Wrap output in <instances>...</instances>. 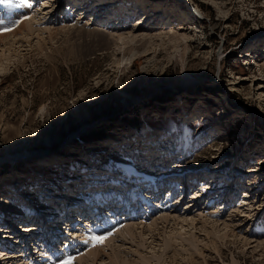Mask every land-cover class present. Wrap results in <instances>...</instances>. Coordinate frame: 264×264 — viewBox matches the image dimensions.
<instances>
[{
  "label": "rangeland",
  "instance_id": "374dc122",
  "mask_svg": "<svg viewBox=\"0 0 264 264\" xmlns=\"http://www.w3.org/2000/svg\"><path fill=\"white\" fill-rule=\"evenodd\" d=\"M38 1L28 41L0 56V264H264V0ZM81 189L88 217L115 208L66 219L78 206L61 196ZM51 212L56 244L46 221L44 242L35 225L8 245Z\"/></svg>",
  "mask_w": 264,
  "mask_h": 264
},
{
  "label": "bare ground",
  "instance_id": "6f19581e",
  "mask_svg": "<svg viewBox=\"0 0 264 264\" xmlns=\"http://www.w3.org/2000/svg\"><path fill=\"white\" fill-rule=\"evenodd\" d=\"M47 3H49V2H46V3H43V4H40V2L38 1L37 2V0H3V2H2V6H0L1 8V10H0V33H2V34H0V56L5 52V51H7L8 52V50L11 48V47H15L14 45H16V44H18V43H21L22 41H24V42H26L25 40L27 39V41H28V37L30 36V34H32V32L34 31V29H32L33 28V26H34V22H36V20H37V14L39 15L42 11H43V9H42V6L44 5V4H47ZM189 5H191L190 3H188ZM47 5H49V4H47ZM193 5V4H192ZM51 6H53V5H51ZM44 7H46V6H44ZM49 7V6H48ZM50 8V7H49ZM74 11H76V10H74ZM44 14H46L45 12H44ZM68 14H69V16H67V17H70V15H72V12H68ZM198 15V14H197ZM26 17H30V18H26ZM80 18L78 17L77 18V20H79ZM73 20H74V18H73ZM97 20V19H96ZM13 21H15V23L14 24H16V23H18L17 25H16V27H13L12 25H14V24H12L11 25V22H13ZM135 22H137V24H138V26H139V24H140V22L138 23V21L136 20ZM134 22V23H135ZM76 24H78V23H76ZM116 24V23H115ZM86 25L87 24H85L83 27V29H82V32H83V34H86V36L89 38V37H92L90 34H92L91 33V31H89V30H87L85 27H86ZM118 25V24H117ZM12 26V27H11ZM15 26V25H14ZM116 26V25H115ZM6 28H11L12 29V31H8V32H4L3 30L4 29H6ZM74 27H69V28H67V31H70L71 29H73ZM104 29H107V28H104ZM115 29V28H114ZM65 30V29H64ZM36 31V30H35ZM40 31V30H39ZM100 31V32H99ZM98 32H94L93 34H95L93 37L95 38L96 36V38H99V36H100V34H101V36L103 35V42L105 43V45L107 44V45H109V42L110 41H108L109 40V38H108V36H107V34H106V32H104L103 30H99ZM37 32L38 31H36V37H38V35L40 34H37ZM56 34V33H55ZM99 34V35H98ZM111 35H113V34H111ZM150 36H153V35H149V37H142V36H140V37H142V38H139L138 40H136V42H146L147 40H150L151 41V39H150ZM155 36V35H154ZM92 37V38H93ZM111 37V36H110ZM113 37H114V35H113ZM116 37V36H115ZM160 37V36H159ZM9 38V39H8ZM108 38V39H107ZM118 38H121V36L120 37H118ZM117 38V39H118ZM43 39V38H42ZM52 39V38H51ZM107 41V42H105V40ZM122 39V38H121ZM116 40V39H115ZM131 40H133V38L131 39ZM39 41H41L40 39H39ZM102 41V40H101ZM124 43V42H123ZM122 44V43H121ZM125 44V46L127 45L128 46V42H127V40H126V42L124 43ZM140 44V43H139ZM39 45V49L42 51V43H40V44H38ZM17 48V47H16ZM20 48V46H18V49ZM108 49V48H107ZM125 49H128L127 47L125 48ZM148 51H146L145 53H147ZM19 56V55H18ZM144 56H146L145 54H143L140 58H142V57H144ZM7 57V56H6ZM1 58V57H0ZM5 60V59H4ZM8 60V59H7ZM11 60V59H10ZM3 65V64H2ZM166 150L168 151V148L166 147ZM170 152V151H169ZM131 156V155H130ZM132 158H134V155H133V157ZM122 159V158H121ZM135 159V158H134ZM157 159H159V157H157L156 158V162H158L159 160H157ZM133 160V159H132ZM137 160V159H136ZM125 161V160H124ZM95 167V166H94ZM139 167V170H144L143 168V166H138ZM170 168V167H169ZM176 169V168H175ZM178 171V170H177ZM91 172V171H90ZM152 172V171H151ZM165 173V172H164ZM151 174V173H150ZM167 174V173H166ZM152 175V174H151ZM168 175V174H167ZM91 176H94L93 174L91 175ZM114 176V175H113ZM112 176V177H113ZM122 176V175H121ZM161 175H159V177H160ZM105 177V176H104ZM111 178V177H110ZM123 178V177H122ZM145 178H147V177H145ZM163 178V177H162ZM104 179H106V178H104ZM103 179V180H104ZM112 179V178H111ZM114 179V178H113ZM116 179V178H115ZM148 179V178H147ZM81 181V180H80ZM107 181V180H106ZM113 181V180H112ZM83 182V181H82ZM81 182V183H82ZM95 183H98V182H95ZM169 183V182H168ZM122 184V183H121ZM158 184V183H157ZM97 185L98 184H96L95 186L97 187ZM108 185V184H107ZM156 185V184H155ZM154 185V186H155ZM175 185V184H174ZM99 186V185H98ZM109 187H108V189L109 190H111L112 189V186L111 185H108ZM117 186V185H116ZM89 187V186H88ZM99 187H103V186H99ZM104 187H106V186H104ZM120 187V186H119ZM150 187V186H149ZM165 187V186H164ZM175 187V186H174ZM107 188V187H106ZM116 188L117 187H115V190H116ZM142 188V187H141ZM154 188V187H153ZM207 188V187H206ZM209 188V187H208ZM90 189V188H89ZM88 189V190H89ZM107 189V190H108ZM121 190V193L123 192L122 191V189L123 188H120ZM140 189V188H139ZM138 189V190H139ZM201 189V188H200ZM202 189H203V187H202ZM201 189V190H202ZM205 189V188H204ZM84 189H81V191L79 192V190L77 191L78 192V194L77 193H75V194H77L75 197H74V199H71V197L70 196H68V198L66 197V196H61L62 197V199H64V198H66V202H68V205H70V206H78V204L77 203H80L81 201H80V199H82L83 198V196H84V199L87 201V197L86 196H88V195H86L84 192H82ZM151 190V189H150ZM161 190V189H160ZM172 191L173 190V188L171 189V188H168L167 190H163L164 192V194H166V193H168V191ZM181 190V189H180ZM208 190V192L210 191L209 189H207ZM85 191V190H84ZM203 191V190H202ZM147 192V191H146ZM151 192V191H150ZM198 192V191H197ZM204 192V191H203ZM202 192V193H203ZM121 193H117L118 195H120ZM74 194V195H75ZM105 194V193H104ZM113 194V193H112ZM124 194V193H123ZM172 194V193H171ZM170 194V195H171ZM205 194V193H204ZM55 195V194H54ZM106 195V194H105ZM109 195V194H108ZM118 195H116V196H118ZM141 195V194H140ZM144 195V194H143ZM149 195V197L151 198V196H153L154 195V192H151V193H149L148 194ZM175 195V194H174ZM178 195V194H177ZM195 195V196H194ZM194 195H192V196H194L195 198H198V196H201L200 194H197V193H194ZM133 196V195H132ZM142 196V195H141ZM147 196V195H146ZM70 197V198H69ZM95 197V196H94ZM102 197V196H101ZM107 197V196H106ZM109 197V199L108 200H106V201H103V204H109V203H111V205L113 204V201L115 200V199H113V197H111V199H110V196H108ZM107 197V198H108ZM119 197V196H118ZM124 197V196H123ZM165 197V196H164ZM103 198V197H102ZM168 198V197H167ZM56 199H57V197H56ZM117 199H119V198H117ZM132 199V198H131ZM130 199V200H131ZM91 200V199H90ZM97 200V199H96ZM102 200V199H101ZM123 201V200H122ZM144 201V200H143ZM146 201V200H145ZM171 201V200H170ZM177 201V200H176ZM90 202L91 201H89L88 200V202H87V207L88 208H90ZM99 202V201H98ZM3 203H4V200L3 201H0V204L1 205H3ZM41 203H42V201H41ZM91 203H93V202H91ZM97 202H95V204H96ZM121 203V202H120ZM138 203V202H137ZM150 203V202H149ZM171 203V202H170ZM178 203V202H177ZM176 203V204H177ZM241 203V202H240ZM44 204V203H43ZM43 204H40L41 206H42V211H44V210H47L48 209V207L47 206H45V205H43ZM83 204H85V203H82V205ZM100 204V203H99ZM103 204H102V207H91L92 208V214H94L93 215V217H88V215L86 214V211H87V209L84 207H82L81 205V207L79 208V206H78V210H76L75 209V211H76V213H74L73 215H74V217L73 216H70L69 214H67L66 212H63V214H65V218L66 219H74V221H76L78 218V220H77V222L79 223V224H81L80 223V221H81V219H83L82 217L83 216H87L88 218L86 219V220H91V221H88V223L90 224V223H94V221L97 219V216L98 217H100L102 214L104 215V214H106V213H104V210H106V209H109L110 207L112 208L113 206H114V204L112 205V206H110V205H108L107 207L106 206H103ZM125 204V203H124ZM172 204H174V203H172ZM47 205V204H46ZM67 205V207H69ZM134 205V204H133ZM157 205V204H156ZM40 206V207H41ZM84 206V205H83ZM131 206H132V203H131ZM148 206V205H147ZM175 206V205H174ZM105 207V208H104ZM159 207V206H158ZM76 208V207H75ZM90 208V209H91ZM114 208H115V206H114ZM127 208H129V207H127ZM131 208V207H130ZM136 208V207H135ZM171 208V207H170ZM49 209H51V208H49ZM117 209H118V207H117ZM132 209V208H131ZM127 210V209H126ZM130 210V209H129ZM39 211V210H38ZM41 211V210H40ZM133 211V210H132ZM143 211H145V210H143ZM54 212V211H53ZM53 212H51V214L53 213ZM123 212V211H122ZM150 212V211H149ZM56 213V212H55ZM55 213H53L52 215H51V217H52V219H49V220H44V218H43V216H41L39 213L37 214V216L36 217H34V218H31V221H29L30 223H33L32 221H34V224L32 225V226H34V227H32V226H29L30 228H28V227H25V229H23L22 227H21V225L20 224H14L13 225V227H15L14 228V230H15V233H16V235L14 236V237H7V239H9L8 241H10V242H8V245H16V241H14L15 239H17L18 238V240H21V241H23V242H28L29 241V243L28 244H30V242L32 241V240H29L28 238H31L34 234H35V230L37 229V227H35V225H40V227L37 229L38 230V232H37V236H40V238H43L42 239V241L44 242L45 240H46V238H47V236H46V230H44L45 229V225H46V221H48V222H50L51 221V223H52V225H51V227L53 226V225H55L56 226V228H57V230L58 229H60L59 228V226H58V222H56L58 219L57 218H59V216L57 215V214H55ZM57 213H59V212H57ZM128 213V212H127ZM145 213V212H144ZM78 214V215H77ZM18 216L20 215V214H17ZM42 215H43V213H42ZM59 215H60V213H59ZM80 215V216H79ZM124 215V214H123ZM22 215H20L19 217H17V220H20L21 221V219L22 218H24V217H21ZM58 216V217H57ZM70 216V217H69ZM108 216V215H107ZM15 217V216H14ZM47 217V216H46ZM57 217V218H56ZM110 217V216H109ZM161 217V219L160 218H158V219H160V221L161 220H164V221H166V219L168 218V219H170L169 218V216H160ZM27 218V217H26ZM25 218V219H26ZM116 218V217H115ZM119 218V217H118ZM126 218V217H125ZM178 219V218H177ZM176 219V220H177ZM22 220H24V219H22ZM84 220V219H83ZM172 220V219H171ZM55 221V222H54ZM67 221V220H66ZM59 222V225L61 224V225H63V226H66L63 230H67L66 228H68L70 225H68V223L70 222V221H67V222ZM111 220H109V222H110ZM158 221V220H157ZM182 221H184V223H185V221H186V219L185 220H182ZM192 221L194 222L195 220H193V219H191V220H188V222H186V225H185V227H188V228H192L193 227V225H192ZM38 222H40V223H42L43 225H41V224H39ZM28 223V222H27ZM55 223V224H54ZM87 222H85V224H86ZM174 223V222H173ZM182 223V222H181ZM78 224V225H79ZM98 225H99V223H97ZM108 224V223H107ZM177 224V223H176ZM175 224V225H176ZM97 225V226H98ZM105 225V224H104ZM152 225V224H151ZM183 225V224H182ZM212 225V224H211ZM41 226H42V228H41ZM68 226V227H67ZM107 226V225H106ZM228 227V225H225V227ZM44 227V228H43ZM110 227V226H109ZM108 227V228H109ZM213 227V226H212ZM230 227V226H229ZM32 228H34V229H32ZM134 228V227H133ZM133 228L132 227H129V226H124L123 228H119V229H117V233H118V235H120V236H123L124 238L126 237V236H130V237H133L134 235V233L136 234L137 232H135V231H133ZM146 228H147V226H146ZM150 228V227H149ZM177 228V227H176ZM180 228H182V227H180ZM43 229V230H42ZM111 229V228H110ZM115 229V228H114ZM135 229V228H134ZM137 229V228H136ZM201 229H202V227H201ZM54 231V232H52L53 234H51V239H47L48 241L46 242H44L45 243V246H47L48 244H50L51 245V243H54L55 242V238H58L59 237V235H57L58 234V232H59V230L58 231ZM103 230V229H102ZM142 230V229H141ZM148 230V229H147ZM154 230H155V228L154 229H149V233L148 234H150L149 235V237L151 238L152 237V239H153V234H152V232H154ZM191 230V229H190ZM17 231V232H16ZM48 231V230H47ZM61 231V230H60ZM174 231V230H173ZM14 232V231H13ZM19 232H21L20 234L21 235H19ZM142 232H143V230L142 231H138V235H142ZM184 232V231H183ZM231 232H233V230H231ZM4 233H5V231H4ZM6 233H8V232H6ZM25 233V234H24ZM101 233H103V232H101ZM115 233V232H114ZM147 233V232H146ZM171 233V232H170ZM185 233H186V231H185ZM211 233V232H210ZM213 233V232H212ZM211 233V234H212ZM14 234V233H13ZM59 234H60V232H59ZM116 234V233H115ZM163 234V233H162ZM176 234V233H175ZM205 234L206 235H208V232H205ZM101 235H104V234H101ZM114 235V234H113ZM113 235H111V238L113 237ZM140 235V236H141ZM157 235V234H156ZM168 235V234H167ZM115 236V235H114ZM117 236V235H116ZM143 236V235H142ZM226 236H228L227 235V233L226 234H224L223 235V237H226ZM233 236V235H232ZM118 237V236H117ZM116 237V238H117ZM122 237V238H123ZM25 238V239H24ZM115 237H113L112 239H114ZM53 239H54V242H53ZM35 240V239H34ZM71 240V239H70ZM110 240V238H108L107 240H105L104 242H107V241H109ZM144 240V239H143ZM213 241V240H212ZM212 241H210L211 243H210V246H212L213 247V245H215V243H214V241L212 242ZM22 243V242H21ZM24 244V243H23ZM38 244V243H37ZM55 244H56V242H55ZM109 244V243H108ZM21 246V245H20ZM28 245H27V243L26 244H24V248L26 249V247H27ZM42 247H44V245L42 246ZM155 248V247H154ZM163 249V248H162ZM27 250V249H26ZM31 250V249H30ZM35 250H37V249H35ZM54 250V249H53ZM95 250H96V248H95ZM95 250H92V251H90L88 254L89 255H91V256H93V258H94V260H96V257H98L97 255H98V253L99 252H96ZM55 251V250H54ZM104 251V250H103ZM31 254H32V251H31ZM111 254V253H110ZM172 259H175V257H172L171 258V260ZM105 260V259H104ZM26 261V260H25ZM99 261L101 262V263H103V259H102V257L99 259ZM116 261V260H115ZM104 262H106V261H104ZM124 262V261H123ZM93 264V263H92ZM105 264V263H104ZM108 264V263H107ZM128 264V263H127Z\"/></svg>",
  "mask_w": 264,
  "mask_h": 264
},
{
  "label": "snow or ice",
  "instance_id": "6c2138e0",
  "mask_svg": "<svg viewBox=\"0 0 264 264\" xmlns=\"http://www.w3.org/2000/svg\"><path fill=\"white\" fill-rule=\"evenodd\" d=\"M26 18H30V17H26ZM3 31L8 32V31H12V29L6 28ZM0 34H2V33H0ZM111 235H112L111 232H109L107 235H92L84 243L87 244V243L91 242L92 247H96V246L102 245L104 243V241L107 240ZM75 259H76L75 256L69 255L64 259H61L59 261V264H74Z\"/></svg>",
  "mask_w": 264,
  "mask_h": 264
}]
</instances>
